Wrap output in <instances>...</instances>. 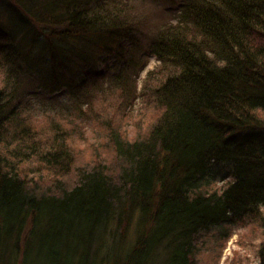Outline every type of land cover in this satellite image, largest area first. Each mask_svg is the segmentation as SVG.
Returning <instances> with one entry per match:
<instances>
[{
	"label": "trees",
	"instance_id": "obj_1",
	"mask_svg": "<svg viewBox=\"0 0 264 264\" xmlns=\"http://www.w3.org/2000/svg\"><path fill=\"white\" fill-rule=\"evenodd\" d=\"M131 13L0 0V264H217L247 224L264 264V0Z\"/></svg>",
	"mask_w": 264,
	"mask_h": 264
},
{
	"label": "rangeland",
	"instance_id": "obj_2",
	"mask_svg": "<svg viewBox=\"0 0 264 264\" xmlns=\"http://www.w3.org/2000/svg\"><path fill=\"white\" fill-rule=\"evenodd\" d=\"M126 1L129 2L131 7V15L134 14V18L139 25L138 27L140 31L138 36L139 38L143 36V44H146L150 36H152L159 29V23H162L165 19L174 21L172 17H174L177 5L184 2L185 0ZM0 18L1 20H5L6 15L0 14ZM143 44H141V47L144 46ZM157 65H159V61H157L154 56H150L147 59L145 68L141 71V73H139L137 78L135 74L137 92L142 88L147 72ZM106 84L107 81H103V85L106 86ZM140 102L141 101L138 98L136 100L135 108L140 105ZM261 240L262 236L260 235V232L256 226L252 224L243 226L239 225L233 230V232L231 230V236L228 238L226 246L219 255L217 264H258L260 257L257 249ZM217 249L218 247L214 245L212 248L213 255L217 254Z\"/></svg>",
	"mask_w": 264,
	"mask_h": 264
}]
</instances>
